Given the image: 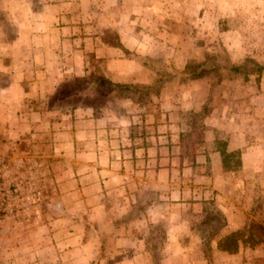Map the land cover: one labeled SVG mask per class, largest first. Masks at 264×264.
Returning <instances> with one entry per match:
<instances>
[{
  "label": "crops",
  "instance_id": "1",
  "mask_svg": "<svg viewBox=\"0 0 264 264\" xmlns=\"http://www.w3.org/2000/svg\"><path fill=\"white\" fill-rule=\"evenodd\" d=\"M38 3L0 0V135H47L56 184L46 187L57 190L60 212L40 228L54 236L58 264H153L154 253L162 264H209L207 250L215 264H237L225 240L258 212L249 183L264 175V141L245 118L244 94L229 90V76L197 77L196 90H166L164 81L135 98L55 105L65 76L85 74L90 44L114 81L151 84L156 73L100 33L120 31L126 44L134 24L88 25L80 1ZM223 141L240 150L233 168L222 162ZM30 255L5 248L0 264L45 259Z\"/></svg>",
  "mask_w": 264,
  "mask_h": 264
},
{
  "label": "rangeland",
  "instance_id": "2",
  "mask_svg": "<svg viewBox=\"0 0 264 264\" xmlns=\"http://www.w3.org/2000/svg\"><path fill=\"white\" fill-rule=\"evenodd\" d=\"M74 1H80L82 19L88 25L127 22L137 26L127 29L126 44L120 38V31L111 32L104 27L100 33L119 46L120 54L131 57L136 53L143 55L146 65L156 73L152 83L166 74L173 75L166 80V90H196L197 79L180 73L186 63L199 61L205 52L236 64L242 63L246 57L264 64V0ZM33 2L36 7V2L40 4L41 0ZM87 30L89 34L95 33L90 27ZM92 54L95 55V52L90 44L86 51L88 61ZM101 64L104 68V59ZM98 65L101 67L100 62ZM82 77L65 76L63 87L58 85L56 94L50 96L51 102L69 106L101 102L102 97L92 90H85L89 94L86 99L84 92L78 93V90L66 94L62 92L73 84V80L77 83ZM199 77L213 81L221 79L225 84L229 80H225L228 78L225 71L220 74L210 71ZM230 80L229 90H239L236 93L244 94L245 118L260 132L257 138L264 141V70L246 76L233 75ZM255 90L262 92L254 93ZM28 130L15 139L8 137L9 133L6 137L3 133L0 135V252L15 247L25 261L31 256L30 250H36L39 257H45L42 264H58L52 247L55 238L51 236L50 240V234L40 228L46 216H55L60 212L57 190L46 187L47 183L56 184L47 171L51 167L50 158L46 160L44 155L47 153V135H42L41 131L35 135L37 132L33 128ZM249 184V193L258 203V212L247 216L246 225L232 232L225 242L229 247L237 246L235 250L239 253L231 259L234 263L264 264V175L258 178L256 184ZM47 199L51 204L47 205ZM214 217L217 224L221 218L217 212ZM155 241L158 245L161 240ZM207 254L211 255L209 264H215L216 257L209 250ZM160 263L153 257V264Z\"/></svg>",
  "mask_w": 264,
  "mask_h": 264
},
{
  "label": "trees",
  "instance_id": "3",
  "mask_svg": "<svg viewBox=\"0 0 264 264\" xmlns=\"http://www.w3.org/2000/svg\"><path fill=\"white\" fill-rule=\"evenodd\" d=\"M136 59L140 60L142 63L146 64L143 60V55L134 54ZM103 58L96 57L94 54L90 57L88 64L85 66V74L83 75L81 81L75 82L73 80V84L68 86L66 90H63V93L66 94L70 89L71 90H92V92H96L102 99L104 98L106 101L110 100L113 97L124 98V97H139L140 93L143 90H159L161 84L173 77L171 74H166L164 78L159 79L155 83L152 84H142V83H134V82H122V81H114L110 79L103 71V66L101 62ZM100 62L101 67L98 65ZM94 66V68H90ZM264 70V64L260 63L257 60H254L250 57H246L242 63L236 64L231 62L230 60L222 59L220 56L215 54H210L209 52H205L203 57L196 62L186 63L184 65L183 71L180 74L186 73L191 78L202 76L204 73H208L210 71H214L220 74L222 71H225L227 76L233 75H248L250 73H261ZM77 79V78H75ZM83 79V80H82ZM66 87V86H65ZM89 94L86 92L85 97H88ZM80 95L78 96L79 99ZM225 141L221 143V153H222V162L225 167L233 168L236 165L240 164V150L233 149L227 151L225 149ZM155 244L156 241L152 240ZM220 245H224L221 244ZM226 245V244H225ZM225 247V246H224ZM153 257L158 259L160 256L156 253L153 254ZM206 257L208 263H211V255L206 253Z\"/></svg>",
  "mask_w": 264,
  "mask_h": 264
}]
</instances>
